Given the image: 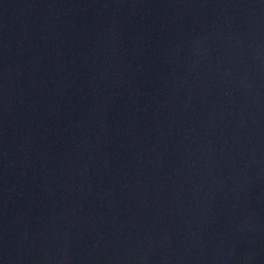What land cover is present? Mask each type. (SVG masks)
<instances>
[{"label": "water", "instance_id": "95a60500", "mask_svg": "<svg viewBox=\"0 0 264 264\" xmlns=\"http://www.w3.org/2000/svg\"><path fill=\"white\" fill-rule=\"evenodd\" d=\"M0 264H264V0H0Z\"/></svg>", "mask_w": 264, "mask_h": 264}]
</instances>
